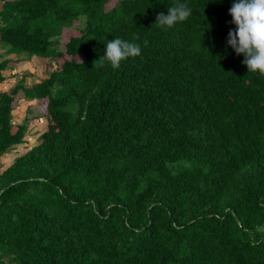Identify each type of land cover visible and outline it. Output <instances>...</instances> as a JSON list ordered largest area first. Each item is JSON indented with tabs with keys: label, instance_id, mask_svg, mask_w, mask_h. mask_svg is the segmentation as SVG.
<instances>
[{
	"label": "trees",
	"instance_id": "1",
	"mask_svg": "<svg viewBox=\"0 0 264 264\" xmlns=\"http://www.w3.org/2000/svg\"><path fill=\"white\" fill-rule=\"evenodd\" d=\"M110 1L0 0V82L6 55L71 57L0 92V158L29 133L20 91L51 120L0 170V264H264V75L227 44L238 0ZM117 37L141 54L113 69Z\"/></svg>",
	"mask_w": 264,
	"mask_h": 264
},
{
	"label": "clouds",
	"instance_id": "2",
	"mask_svg": "<svg viewBox=\"0 0 264 264\" xmlns=\"http://www.w3.org/2000/svg\"><path fill=\"white\" fill-rule=\"evenodd\" d=\"M237 28L228 32L227 44L237 55L243 54V64L248 72L264 75V0H238L229 9ZM191 15V9L185 3L169 7L167 15L159 13L156 24L165 30L179 22H184ZM141 54L138 44L114 38L106 44V55L99 59L108 61L113 69H118L121 62Z\"/></svg>",
	"mask_w": 264,
	"mask_h": 264
},
{
	"label": "rangeland",
	"instance_id": "3",
	"mask_svg": "<svg viewBox=\"0 0 264 264\" xmlns=\"http://www.w3.org/2000/svg\"><path fill=\"white\" fill-rule=\"evenodd\" d=\"M115 1L111 0L108 4V8L114 5ZM77 24V22L75 23ZM79 30L77 28L66 27L63 32L62 42L65 45L66 42L72 35H78ZM4 49L0 44V52ZM19 55L10 54L6 57H12L13 63L11 67L4 71V75L8 78L5 82L0 83V92L11 89L20 80L21 77L25 78L27 84H33L39 82L45 77H47L51 70L59 67L65 58L70 59L71 57L66 55L65 58H55L49 59L37 55H30L28 53H23L19 63L15 62ZM77 60L82 59L81 55H78ZM23 61V63H21ZM49 99H39V100H26L23 96V92L20 91L17 99L14 103V122L21 123L24 118L28 117L29 122V133L26 136V141L22 144L16 145L10 152L0 158V170H3L13 160L28 151L32 146L40 142L41 134L48 128L51 120L47 113Z\"/></svg>",
	"mask_w": 264,
	"mask_h": 264
},
{
	"label": "crops",
	"instance_id": "4",
	"mask_svg": "<svg viewBox=\"0 0 264 264\" xmlns=\"http://www.w3.org/2000/svg\"><path fill=\"white\" fill-rule=\"evenodd\" d=\"M3 52H4V51H3ZM11 58H12V57H11ZM12 59H14V58H12ZM14 60H15V59H14ZM12 61H13V60H12ZM12 61L10 62V65L13 63ZM15 62H16V61H15ZM17 63H19V62H17ZM21 63H23V61H22ZM11 68H12V67H11ZM7 79H8V78H6L5 81H6ZM5 81H4V82H5ZM0 83H3V82H0ZM35 83H36V82H35ZM8 90H10V89H8ZM36 100H38V99H36ZM13 112H14V111H13ZM14 121H15V120H14Z\"/></svg>",
	"mask_w": 264,
	"mask_h": 264
}]
</instances>
